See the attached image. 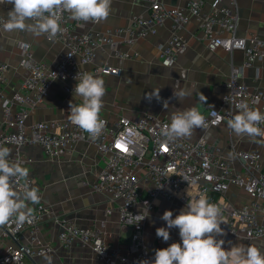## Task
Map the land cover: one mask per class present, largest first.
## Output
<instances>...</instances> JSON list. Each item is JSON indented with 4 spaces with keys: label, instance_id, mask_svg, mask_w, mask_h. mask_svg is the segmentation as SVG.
Instances as JSON below:
<instances>
[{
    "label": "built area",
    "instance_id": "built-area-1",
    "mask_svg": "<svg viewBox=\"0 0 264 264\" xmlns=\"http://www.w3.org/2000/svg\"><path fill=\"white\" fill-rule=\"evenodd\" d=\"M138 1V0H134ZM149 5L147 16H133L129 26L106 32L76 31L80 21L73 20L65 13L61 21L62 31L52 39L61 42L65 52L56 69L49 70L35 60L30 45L19 41V64L28 74L22 81V89L29 94L33 104L46 97L51 84L59 79L70 81L64 85V92L73 94L78 83L75 78L85 67L92 65L98 53L109 48L117 57H124L115 38L124 34L126 42L138 38L154 36L157 28L169 22L170 36L158 45L159 60L166 66L173 65L178 56L187 49L180 31L193 21L202 31L206 47L213 51L221 48L228 53L241 51L244 62L241 66H231L228 78L223 82L224 94L216 108H209L202 116L203 130L218 127L231 118L242 105L250 109L264 103V88L249 89L242 81L244 68L264 59V39L252 35L236 36L237 15L234 4L231 7L215 6L211 12H204L207 2L218 3L222 0H190L187 8L167 7L158 0H145ZM6 19L0 15V28ZM47 41H52L48 39ZM8 66L0 60V101L3 102L0 121V145L10 147L15 152L23 147L38 146L49 159H58L72 144L88 141L94 145L103 158V165L96 172L91 184L93 192L104 196L109 207L106 214L114 211L123 229L130 230L125 249L108 244L105 236L93 229L83 228L68 218L55 219L60 225L58 241L62 246L78 241L103 264H139L141 260H153L155 251L149 250L144 243V228L148 211L153 210L156 200L167 203L178 202L186 205L192 197L206 196L210 203L217 204L231 187L246 193L248 200L240 207L230 206L221 212L224 216L227 238L243 237L251 240H264V166L259 153L249 150H232V159L226 160L209 152L204 137L196 142L186 138L164 143L161 128L170 124L165 119L147 112L136 118L119 117L112 127H107L93 139L87 132L70 123L68 117L60 121H38L26 124L24 110L12 112L11 106L4 103L2 85ZM97 72L106 76H120L118 68L103 65ZM23 167L29 160L17 155L10 157ZM237 168H235V166ZM23 181H21V184ZM28 183L34 186L28 176ZM19 189V184H14ZM187 188H192L189 195ZM141 205L142 208L138 206ZM34 219L17 226L13 218L4 225V235L15 240L28 234L29 243L0 245V264H25L27 258L34 259L49 252L46 246H35L38 228L50 208L41 200L33 205ZM146 215V216H144Z\"/></svg>",
    "mask_w": 264,
    "mask_h": 264
},
{
    "label": "crops",
    "instance_id": "crops-1",
    "mask_svg": "<svg viewBox=\"0 0 264 264\" xmlns=\"http://www.w3.org/2000/svg\"><path fill=\"white\" fill-rule=\"evenodd\" d=\"M158 1L167 7L186 9L190 0ZM232 4L237 15L236 36L255 35L264 39V0L207 2L203 10L211 12L215 6L231 7ZM11 8V4H0V15L7 20V13ZM148 12L149 5L145 0H112L111 11L106 20L100 23L80 21L81 25L76 31L106 32L125 28L129 26L133 16H147ZM180 35L185 39L187 49L171 66L160 62L157 49L158 45L164 43L170 36L169 22L166 21L157 28L154 36L126 42L124 34H119L115 40L119 41V49L125 54L124 57H117L109 48H104L98 53L95 62L84 68L86 72L99 76L105 82L104 106L99 115L106 121L107 127H112L113 122L121 116L133 119L147 112L171 122L172 113L178 110L194 107L202 115L207 109L219 105L220 98L225 92L223 82L228 78L231 66L243 64L245 58L243 52L228 53L221 48L210 51L206 47L202 31L192 20L180 31ZM19 41L28 42L33 58L49 70L57 68L65 52L61 42L47 41L45 35L37 37L28 32H6L0 28V60L8 66L2 85L4 103L11 106L12 112L24 110L27 114L25 121L27 125L38 121L66 119L69 115V102L79 104L82 103V99L64 92L62 87L70 85V81L57 79L51 84L43 101L33 104L29 94L21 87L28 72L19 64V50L16 47ZM103 65L118 68L120 76L99 74L96 69ZM241 81L251 90L263 89L264 59L244 68ZM174 88L177 91L185 89L190 94L182 100L173 98ZM155 91L160 92L159 102L155 99L151 102L145 99L146 95L150 96ZM2 109L3 102L0 101V121ZM255 109L264 113V103H259ZM238 112L235 111L231 118ZM228 120L209 130L197 128L193 135L186 139L196 142L200 137H204L209 152L226 160L232 159L233 149L257 152L264 166V137H237L228 127ZM260 127L264 128V124ZM15 155L29 160L24 167L29 170V176L33 179L35 188L39 190L41 202L50 208V213L44 217L38 228L37 241L34 242L35 246L48 247L49 252L34 259L27 258L25 264L101 262L78 241L68 246L59 243L60 225L55 222L58 217L71 219L80 227L102 233L111 246L126 248L130 230L121 228L114 211L111 214L105 213L109 207L106 198L91 189L95 174L103 165V158L93 144L88 141L76 142L54 160L49 159L38 146L23 147L18 152L12 150L11 156ZM186 192L191 195L193 189L187 188ZM217 200L224 213L223 210L230 206L240 207L248 198L244 191L231 187L224 198ZM28 206L33 208L31 203ZM185 206L178 202L167 203L162 200L154 202L153 210L148 211L144 228V243L149 250L155 251L167 248L174 242H181L177 228L169 229L170 239L167 242L156 235V229L167 227L166 222L161 219L166 210H171L175 218ZM138 207L142 208L141 205ZM221 227L225 235L219 238L225 240V248L229 247V242L245 246L254 244L264 252V240H247L240 236L231 237L229 240L224 216ZM17 243L28 244V234H23L15 240L5 236L4 225L0 226V245Z\"/></svg>",
    "mask_w": 264,
    "mask_h": 264
},
{
    "label": "clouds",
    "instance_id": "clouds-1",
    "mask_svg": "<svg viewBox=\"0 0 264 264\" xmlns=\"http://www.w3.org/2000/svg\"><path fill=\"white\" fill-rule=\"evenodd\" d=\"M4 3L11 4L12 8L3 23V31L28 32L37 37L45 35L52 40L62 31L65 13L76 21L100 23L109 16L112 0H0V4ZM75 78L78 83L73 95L82 99V103L69 102L68 119L95 139L105 126L99 115L104 106L105 82L88 72H79ZM189 94L185 89L177 91L174 88L172 95L182 100ZM201 96L204 97L202 93ZM145 99L159 102L160 92L146 95ZM170 120V124L160 130L164 143L190 138L195 129L205 124L204 117L194 107L172 113ZM227 124L237 137H264V128L260 127L264 124V113L247 105H242ZM11 152L9 147L0 145V226L13 218L17 226L31 222L33 209L28 205L38 204L41 199L39 190L28 183L29 170L13 162ZM14 184H19L20 188H14ZM221 212L220 206L210 203L203 195L188 199L175 218L171 210H166L161 219L167 227L157 228L156 235L167 242L169 229L177 228L181 242L155 250L153 260H141L139 264H264V252L254 244L245 246L229 242V247H224L225 240L219 238L225 235Z\"/></svg>",
    "mask_w": 264,
    "mask_h": 264
},
{
    "label": "rangeland",
    "instance_id": "rangeland-1",
    "mask_svg": "<svg viewBox=\"0 0 264 264\" xmlns=\"http://www.w3.org/2000/svg\"><path fill=\"white\" fill-rule=\"evenodd\" d=\"M98 264H103V263L100 262V263H98Z\"/></svg>",
    "mask_w": 264,
    "mask_h": 264
}]
</instances>
